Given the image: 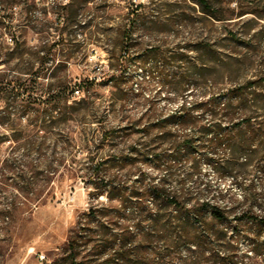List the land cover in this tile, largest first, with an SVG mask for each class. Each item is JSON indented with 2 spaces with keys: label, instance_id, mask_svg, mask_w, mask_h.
Segmentation results:
<instances>
[{
  "label": "rangeland",
  "instance_id": "1",
  "mask_svg": "<svg viewBox=\"0 0 264 264\" xmlns=\"http://www.w3.org/2000/svg\"><path fill=\"white\" fill-rule=\"evenodd\" d=\"M211 1L222 19L206 15L192 0H0V158L12 150L34 166L22 177H0V264H69L71 237L77 261L85 260L83 255L99 244L97 239H110L102 236L104 229L118 230L115 218L100 219L106 221L103 229L99 218L85 214L91 207L107 205L104 195L95 194L96 184L117 182L129 191L140 173L157 179L162 172L168 173L169 190L188 189L200 199L220 193L216 204L224 210L227 205L235 208L223 220L215 219L200 199L177 210L163 208L181 217L178 223L190 215L193 232L221 239L205 237L204 248L191 253L182 246L179 253L164 248L161 240L150 244L137 235L131 246L137 255L131 259L158 252L182 258L161 260L156 255V264H219L221 256L231 257L233 264H264V224L236 219L249 208L241 187L248 183L259 195V206H252V211L264 213V171L249 165L244 171L218 174L207 157L226 155L230 142L214 147L211 130L194 129L217 121L220 134L226 135L232 128L229 118L203 109L190 111L200 121L195 124L161 122L179 113L182 103L207 99L238 83L255 80L264 91V0ZM228 30L235 31L239 41L229 40ZM43 61L49 68L43 77L24 70H36ZM122 71L127 79L115 84L111 73ZM14 76L37 81L46 91L65 87L69 77L94 83L89 91H66L69 103H89L50 132L39 131L37 142L45 141L39 151L24 145L33 136L27 115L2 121L8 111L21 108L4 98L6 80ZM174 83L180 89H174ZM14 129L21 133L18 141L12 138ZM189 135L194 136L193 144L183 148V158L169 156L165 163L170 169L133 155L134 147L143 142L164 141L162 147L170 153L172 140ZM248 238L255 244L249 246ZM108 241L106 254L118 248ZM190 253L194 258L185 262ZM89 257L96 263L103 259Z\"/></svg>",
  "mask_w": 264,
  "mask_h": 264
},
{
  "label": "trees",
  "instance_id": "2",
  "mask_svg": "<svg viewBox=\"0 0 264 264\" xmlns=\"http://www.w3.org/2000/svg\"><path fill=\"white\" fill-rule=\"evenodd\" d=\"M192 1L199 5L201 11L206 15L216 20L222 19V17L217 14V11L212 9L213 1ZM226 37L231 41H239L238 34L233 30H228ZM10 39L11 41L15 40L18 44L16 47H21L19 45L21 43H19L18 40L15 38ZM45 47H47V45H45ZM48 69L44 61L40 62L36 70H34L33 66L24 68V70L28 71L27 73L35 74L38 77L45 76ZM110 76L115 84L119 83L120 80L127 79H123V77H125L123 71L118 75L111 73ZM35 83H37V81L33 83L31 79L19 76H14L6 80L8 86L4 88V98L16 102L21 108L16 112L8 111L2 118V121L9 120L12 115L16 117L27 115L33 126V136H26L28 140L24 145H27L28 150L37 148L41 151L44 148L45 141L42 140L37 142L36 139L40 136L39 131L42 130L46 133L50 132L56 124L73 119L76 114H79L83 109L82 104L89 103V101L85 99H74L69 103L70 97L66 94V91L69 90L72 95L76 90L80 92V87H84L85 91H89L94 82L88 78L77 79L69 77L65 87L54 90L50 89V91H46L40 84ZM182 83L184 84L183 88H186L189 81ZM179 86V84H176L173 88L178 90L180 89ZM258 86L255 80L247 81L229 87L224 90L223 93L210 95L207 99L189 103L184 102L180 106L179 113L164 117L161 122H176L181 125L200 122L190 115L191 110H205L206 112H210L213 116L223 114L226 118H229L232 123L231 131L226 135L220 134V128L218 123H216L217 121H212L214 125L208 128L202 126L194 127V129L198 131L211 130L214 134L209 141L214 147L219 146L223 140H228L230 142L226 147V155H211L207 157V160L213 164L220 175L234 171L237 172L238 169L244 171L249 165H253L255 169L264 171V165L260 163L262 160L264 162V91H261ZM42 92L47 93V97H43L44 95ZM233 128L238 129V131L234 132ZM18 131V129H14L15 133L12 134V138L15 141L21 139V133H18ZM193 140V135L182 137L180 140H172L171 145L173 149L170 153L162 147L164 141L156 143L149 142V144L143 142L141 147H134L133 155L145 162L149 160L156 168L164 167L165 169H170V163H165L168 161L169 156H172L174 159L183 158L186 156L183 148L185 149V146L192 145ZM235 142H238L237 146H235ZM14 152L11 150L7 157L0 158V177H7L9 175L22 177L27 172L34 170V166L30 162L25 160L23 162V159H18V157L14 156ZM239 155L243 156V161H238ZM23 156V158H27L28 153ZM224 156H227V161L223 159ZM137 178V181H135L129 191L117 182L96 184L98 190L95 194L97 196L104 195L107 200V205H102L97 208L91 207L85 214L87 216L99 218V226L103 229L106 228V221H101L100 219L105 217L115 218L118 224V230L113 232L108 228L106 230L104 229L102 236H106L111 240L106 239L104 242L103 238L97 239L96 241H98L99 244L95 243L92 248L83 255L85 260L82 261H77L78 253L74 245V238L71 237L69 240L70 251L68 253L69 264H91V262L95 264H120L119 261H122L123 264H131L132 262L133 264H156V255L157 257H161V260H165L167 257L168 259H175L176 255L171 256L169 253L161 255L158 252L150 253L152 257H150L149 254L145 255L142 258L143 260L131 259L133 255H137L133 253V247H131L137 235H142V239L150 244L161 240L164 243V248L168 249L170 247L174 249L175 252L179 253L182 246H184V248L186 247L191 253L195 252L196 248H204L205 237L213 239V241L221 239L220 236L215 237L211 233H206L208 235L204 236L193 232L190 229L192 226V217L190 215H187L182 222L178 223L177 221H180L181 217L176 219L175 216L164 213L163 208H173L177 210L187 203L200 199L190 193L188 189L180 191L167 189L166 184L169 179L167 172H162L161 176L157 179L148 178L145 173H140ZM10 184L16 187L14 183ZM241 187L245 191V200L249 202V208L238 214L236 219L252 222L255 226L264 224V213H255L252 211V206H255V204L259 206V195L253 190L252 183L241 185ZM213 196L214 197L201 198L200 205L208 208L215 219L223 220L225 219V214L230 212L235 206L227 205L228 208L224 210L216 204L217 200L221 198L222 195L217 193V195ZM109 206L111 207L108 209ZM121 220L124 221V223H122ZM132 223L136 230L133 229ZM144 223L147 225H143ZM221 236L226 237V232ZM232 238L238 239V237L234 235ZM248 239L251 241L249 246L255 244L251 238ZM107 241L114 242L118 246L113 253H105ZM254 249L255 248H252L250 250ZM191 253L185 256V262H187L186 260H192L194 258ZM104 255L106 256L104 257ZM89 256H96L98 259H103L98 260L96 263V259ZM176 258H182V256L179 254ZM230 258L229 256H221L219 264H233Z\"/></svg>",
  "mask_w": 264,
  "mask_h": 264
},
{
  "label": "built area",
  "instance_id": "3",
  "mask_svg": "<svg viewBox=\"0 0 264 264\" xmlns=\"http://www.w3.org/2000/svg\"><path fill=\"white\" fill-rule=\"evenodd\" d=\"M3 10V7H2V5L0 4V12ZM76 93H78L79 91L78 90H76L75 91ZM43 256V255H42Z\"/></svg>",
  "mask_w": 264,
  "mask_h": 264
}]
</instances>
